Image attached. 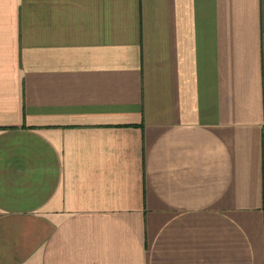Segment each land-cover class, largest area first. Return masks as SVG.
Listing matches in <instances>:
<instances>
[{
	"label": "crops",
	"instance_id": "crops-1",
	"mask_svg": "<svg viewBox=\"0 0 264 264\" xmlns=\"http://www.w3.org/2000/svg\"><path fill=\"white\" fill-rule=\"evenodd\" d=\"M0 264H264V0H0Z\"/></svg>",
	"mask_w": 264,
	"mask_h": 264
}]
</instances>
